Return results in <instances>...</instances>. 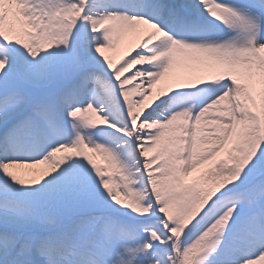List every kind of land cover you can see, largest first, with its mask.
<instances>
[{"label":"bare ground","instance_id":"bare-ground-1","mask_svg":"<svg viewBox=\"0 0 264 264\" xmlns=\"http://www.w3.org/2000/svg\"><path fill=\"white\" fill-rule=\"evenodd\" d=\"M31 1L34 2L25 7ZM37 1L0 0V68L17 64L16 73L24 86L29 80H41L42 77L35 76L36 79L33 73L40 69L42 74L43 70L50 69L52 61L65 60L76 74L72 80L64 81L65 88L57 92L54 102H47L48 108L38 109V114L51 125L53 137L50 133L41 135L40 130L37 134L32 132L24 112L33 103L28 105L25 100L22 104L18 102L17 113L0 122V171L39 179L53 172L65 153L64 145L71 142L58 120L72 107L81 109L87 118L86 126L106 131L103 138L125 161L132 183L140 189L137 194L141 199H148L145 190L158 188L156 179L148 182L147 163L158 147L169 144V141L163 142L169 131L177 135L172 154L179 157L182 170L199 168L214 155V146L205 144V135H214L216 140L226 136V131L218 130L213 120H229L228 87L242 85L243 78L237 79L238 74L245 75L236 64L243 55L240 45L227 46L220 42L223 27L220 19L226 13L225 26L236 28L238 15L234 10L243 0ZM256 2L264 3V0ZM35 12L36 16L30 17ZM52 13L63 15V22L55 21ZM251 16L255 17V11ZM242 17L246 22L250 19L248 14ZM28 22L40 23L38 34H26ZM55 22L66 28V39L51 47V38L57 34ZM75 33L80 34L79 43H75V49L68 48ZM256 46L263 55L264 43L257 42ZM255 51L252 48L250 53ZM99 55L112 57V64L116 66L107 71L96 68L94 61ZM31 58L35 62H30ZM225 59L228 65L223 63ZM27 66L31 67L27 69ZM9 98L0 96V118L14 106L6 105ZM21 127L30 137L23 145L19 142L21 134H16ZM120 143H126V147ZM35 146L37 154L32 153ZM48 149L52 153H47ZM31 157L39 161L28 163ZM210 194L217 205L233 198L229 193ZM211 212L203 223L205 226L194 231L188 244L199 240L213 225ZM0 224L17 223L2 217ZM10 233L12 229L0 227V243L5 244L0 250V264H29L32 252L45 254L51 262L66 249L63 243L52 238L44 243L42 238L47 239V234L43 229L35 230L32 235L36 239L28 243L22 239V232L18 233L21 239L15 236L12 239ZM236 240L233 241L236 243ZM77 254L69 264H92L89 256ZM215 255L212 264H264V234L241 239Z\"/></svg>","mask_w":264,"mask_h":264},{"label":"rangeland","instance_id":"rangeland-1","mask_svg":"<svg viewBox=\"0 0 264 264\" xmlns=\"http://www.w3.org/2000/svg\"><path fill=\"white\" fill-rule=\"evenodd\" d=\"M250 1L242 2L234 10L238 15L236 28H227L224 23L228 16L226 13L221 15L220 42L227 46L240 45L243 55L236 64L245 75L238 74L237 79L243 78L242 85L228 87L229 120H213L218 130L226 131V136L216 140L214 135H205V144H212L215 151L208 161L199 168L182 170L179 157L172 154L177 135L169 131L163 141H169V144L158 147L147 163L148 182L151 178L156 179L158 188L145 190L148 199H141L137 194L140 189L132 183L133 177L125 161L103 138L106 131L86 126L87 118L81 109L68 108L58 122L71 142L64 145L65 153L53 172L39 179L13 171H0V204L3 205L0 212L6 213L0 214V219L8 218L17 223L13 226L0 224V227L12 229V239L14 236L21 239L18 233L22 232V239L27 243L36 239L32 235L35 230L43 229L47 234V239L42 238L44 243L52 238V241L65 245L62 258L68 260L59 261V264L70 263L73 256H79L77 253L89 256L92 264H212L220 250L247 237H262L264 54L258 51L256 43H264L261 37L264 31L260 32L264 17L258 12L256 18L245 21L242 17L245 10L250 13L253 7H248ZM33 2L26 3L25 7ZM35 16L36 12L30 15ZM52 18L55 21L60 19V23L64 19L58 13H52ZM82 19L84 22L85 17ZM39 24L28 22L26 34H38ZM53 25L58 35L51 38V47L66 39V28L56 22ZM74 35L68 48L75 49V43H79L80 34ZM252 48L256 49L254 54L250 53ZM64 61H52L50 69L43 70L42 74L38 69L33 75L42 79L29 80L26 86L19 82L17 64L2 66L0 96H9L6 105L14 106L2 113L0 122L17 113L18 102L22 104L25 100L28 105L33 103L29 111L24 112L32 132L37 134L40 130L41 135L50 133L52 136L51 125L38 114V109L48 108L47 102H54L57 92L65 88L64 81L72 80L76 74L73 66ZM30 62H35V58ZM223 63L228 65L227 60ZM94 66L107 71L116 64H112V57L99 55ZM11 129L9 127V132ZM109 130L114 131L112 128ZM23 132L22 127L15 132L21 134L19 142L22 145L29 138L27 132ZM121 133L124 138V132ZM37 137L35 143L38 142ZM31 138L34 139L33 135ZM119 145L126 147V143ZM19 151L25 153L23 148ZM46 152L52 153V150ZM32 153L37 154V146ZM34 160L39 161L31 157L27 162ZM141 178L146 180L143 175ZM211 192L229 193L233 198L217 205L214 197L210 199L213 196H210ZM209 211H212L213 225L199 240L188 244L194 231L205 226L203 223L208 219ZM235 238L236 243L233 241ZM4 245L0 243V250ZM44 256L32 252L28 263L48 264V260H41ZM55 262L53 260L50 264Z\"/></svg>","mask_w":264,"mask_h":264}]
</instances>
